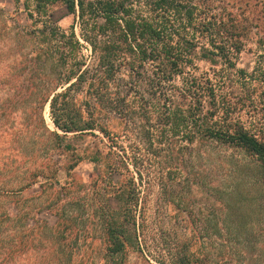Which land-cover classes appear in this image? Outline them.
Returning a JSON list of instances; mask_svg holds the SVG:
<instances>
[{"label":"trees","instance_id":"1","mask_svg":"<svg viewBox=\"0 0 264 264\" xmlns=\"http://www.w3.org/2000/svg\"><path fill=\"white\" fill-rule=\"evenodd\" d=\"M63 1L75 14V23L64 29L43 21L51 32L41 41L51 44L41 53L53 60H29L23 79L33 86L40 124L54 138L55 150L61 156L76 151L67 140L69 134L98 140L87 156L108 170V179L95 191L99 195L96 213L104 264H127L129 249L147 255L153 264V254L147 250L145 219L149 207L142 202V184L151 171L153 157L157 160L164 151L169 155L166 159L172 160L164 161L167 174L176 181L180 167L174 160L187 147L175 152L166 144L174 138L195 142L200 159L211 157L213 151L221 152L216 154L220 167L229 169L233 179L212 181L214 203H229L234 214L245 202L249 206L264 204V121L257 117L249 123L243 120L235 89H248L252 81L264 84V0ZM253 34L259 36L262 50L254 73L249 78L244 70L230 73ZM81 39L89 45L90 57L82 56ZM196 60H208L213 66L198 72ZM48 103L57 130L46 124L43 111ZM115 120L123 125L118 132L111 126ZM228 150L237 155L228 156ZM73 155L77 160L68 166V175L84 159ZM41 167L38 174L48 182L56 178L53 166ZM160 168L158 172L165 169L163 165ZM250 169L257 171L256 176L245 181L244 172ZM112 175L120 177L114 181ZM67 183L64 188L71 194L80 187L73 180ZM222 187L228 192L227 200L221 196L225 191ZM255 188L262 197L245 201L244 193L252 195ZM108 198H115L119 208L111 206ZM64 218L70 225L64 232L69 230L83 255L77 264H84L86 257L79 243L88 238L74 231V221ZM229 227L239 235L248 226L232 221ZM35 233L32 230L25 240L17 231L5 235L0 241V259L28 252L36 242ZM177 252L170 264H209L205 255Z\"/></svg>","mask_w":264,"mask_h":264},{"label":"rangeland","instance_id":"2","mask_svg":"<svg viewBox=\"0 0 264 264\" xmlns=\"http://www.w3.org/2000/svg\"><path fill=\"white\" fill-rule=\"evenodd\" d=\"M76 8L79 10L77 3ZM43 21L69 29L75 23V14L68 11L63 0H0V241L14 231L20 232L23 240L32 230L36 231V242L28 252L10 260L0 259V264H77L83 255L72 241L69 230L64 232L66 226L70 228L64 217L74 221L75 232L80 231L81 236L88 238L87 242L79 243L86 257L84 264H104L102 232L96 213L99 195L95 191L108 179V170L87 156L98 140L90 135L75 137L69 134L67 140L73 143L76 151L61 156L55 150L54 138L40 124L33 86L23 79L29 60H53L47 53H41L51 44L41 41L46 32H51ZM258 40L259 36L253 34L230 73L244 70L248 78L254 73L257 54L262 52ZM81 41L84 43L82 56L90 57L89 45ZM212 64L208 60H196L197 71L210 70ZM235 89L237 100L241 101L243 120L249 123L257 117L264 121V84L252 81L248 89ZM46 107L43 111L46 124L50 130H57L49 103ZM111 126L118 132L123 125L115 120ZM172 142L166 144L175 152L187 147L174 160L180 167L176 181L167 174L164 161L170 163L172 160L166 159L169 155L164 151L157 160L153 157L151 171L145 174L142 184V202L149 207L145 229L150 254L166 264L174 260L177 251L205 255L209 264H264V204L249 206L245 202L234 214L229 203L222 200L214 203L216 193L210 185L212 181L216 178L232 182L233 179L229 169L220 167L217 155L221 152L213 151V157L205 155L200 159L195 142L190 144L176 138ZM73 154L84 159L68 175V166L77 160ZM225 154L237 155L232 150ZM43 164L57 170L56 178L48 182L38 174ZM162 165L165 169L158 172ZM250 170L244 172L245 181L256 176L257 171ZM119 177L112 175L111 178L115 181ZM71 180L80 184L70 191L76 192L72 194L68 187L64 188ZM201 182L203 186L199 185ZM86 191L90 193L89 199ZM226 192L221 193L224 200H227ZM251 194L245 192L242 197L245 201L250 197H262L256 188ZM107 201L119 208L115 198ZM232 221L247 224V230L239 235L233 233L229 227ZM68 232L67 239H63V234ZM72 245L76 246L73 250ZM146 256L132 249L125 254L127 264H149ZM153 256H150L151 262L159 264Z\"/></svg>","mask_w":264,"mask_h":264},{"label":"bare ground","instance_id":"3","mask_svg":"<svg viewBox=\"0 0 264 264\" xmlns=\"http://www.w3.org/2000/svg\"><path fill=\"white\" fill-rule=\"evenodd\" d=\"M48 110H49V108H48V106L46 107V111H45V113H46V115L48 116ZM53 124V123H52Z\"/></svg>","mask_w":264,"mask_h":264}]
</instances>
